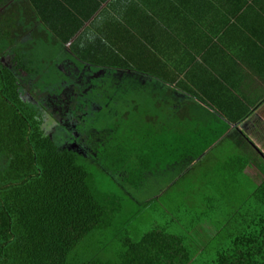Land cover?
I'll use <instances>...</instances> for the list:
<instances>
[{
  "label": "crops",
  "instance_id": "0c3cea01",
  "mask_svg": "<svg viewBox=\"0 0 264 264\" xmlns=\"http://www.w3.org/2000/svg\"><path fill=\"white\" fill-rule=\"evenodd\" d=\"M112 2V66L85 68L135 93L119 124L124 191L205 246L264 184V0Z\"/></svg>",
  "mask_w": 264,
  "mask_h": 264
},
{
  "label": "trees",
  "instance_id": "16d2710c",
  "mask_svg": "<svg viewBox=\"0 0 264 264\" xmlns=\"http://www.w3.org/2000/svg\"><path fill=\"white\" fill-rule=\"evenodd\" d=\"M108 1L0 0V264H264V184L254 201L220 223L216 237L205 246L171 219L165 225L158 222L135 241L127 231L129 224H121L120 210L130 202L139 217L148 205L130 198L120 185L123 195L116 200L118 207L113 206L110 196L95 189L81 162L87 157L100 167L105 163L125 171L120 126L108 134L85 135L95 156L60 144L56 132H48L35 89L23 82L24 75H34L31 66L37 60L29 50L49 36L68 46L71 57L83 64L80 70L88 65L111 68L102 57L100 28ZM128 1L129 6L135 4ZM96 139L102 144L93 142ZM129 170L128 182L137 187L136 167ZM119 229L125 230L121 244L116 242ZM108 231L113 235L108 238L107 233L108 241L89 255V246L83 245L100 242Z\"/></svg>",
  "mask_w": 264,
  "mask_h": 264
},
{
  "label": "rangeland",
  "instance_id": "374dc122",
  "mask_svg": "<svg viewBox=\"0 0 264 264\" xmlns=\"http://www.w3.org/2000/svg\"><path fill=\"white\" fill-rule=\"evenodd\" d=\"M43 42V41H42ZM38 43L36 47H33L32 50H29L30 56L32 54L35 56L36 59L35 62L32 63L31 68L34 70V75L31 76V85L33 86V89L38 91H52L54 87H58L60 85L61 80L63 79V76L61 75L60 71V64L65 62V58L69 57L70 53L68 52L67 48L62 47L61 45L52 42L48 36L47 41L44 43ZM34 49V50H33ZM32 56V57H34ZM32 57H29L28 60H31ZM38 57V58H37ZM11 56L7 57L5 60L7 63L11 62ZM27 60V61H28ZM67 60V59H66ZM111 73H108L106 75V81L104 82L102 87L96 88L95 92L91 93L89 95L90 101H95L96 104H98V107L100 108L97 110L96 108H91L89 106L88 114L85 116V120L81 122L80 130L84 131L83 135H86L88 137V134L92 133L94 135L106 132L109 129H114L116 126H119L121 121V113L122 108L126 105L128 102V99L135 96V93H133L131 88H126L127 85L120 83L119 80H111L110 75ZM29 79V78H28ZM123 85V86H122ZM28 88V87H27ZM125 90H128L125 92ZM134 90V89H133ZM117 116H114L116 115ZM46 115V128L48 132H53L54 129H52V124L50 123V119L47 113ZM88 133V134H87ZM66 133L63 132V130H59L56 132V140L59 141L60 144H62L64 138L66 137ZM97 138V136H96ZM87 143L88 141L92 142L90 138L86 139ZM99 139H96L93 142H99ZM101 143V142H99ZM102 144V143H101ZM97 149V147H95ZM88 154H91L92 156H95V150L92 146L87 147ZM99 148L97 149V151ZM104 154V153H103ZM102 154V155H103ZM86 157V156H85ZM104 157H100V161L103 160ZM94 161V160H93ZM84 166L86 167L87 171L91 174V182L94 185L95 189H97L98 192H100L104 196H110L112 198V205L117 206V201L119 198H122L123 192L120 188V185H125L122 181L123 178L120 174V172L116 171L115 168L110 169L106 167L105 163L102 167L95 164V161L92 162L91 159H88L87 157L85 159H82L81 161ZM109 166V165H108ZM122 183V184H121ZM133 193V191H132ZM126 194L131 198L130 192ZM134 196L135 193H133ZM134 202V201H131ZM124 204V203H123ZM128 204L125 203L124 209H121L120 211H123L124 213H120L121 217L119 218L121 220V224H129L127 231L131 233V238H133L135 241L141 240L144 234L150 232L155 228V220L159 222L161 225H165V218L160 216H153L150 215L147 212L140 213L136 217V214L138 213L137 207H135L133 204L129 202L128 208H126ZM118 207V206H117ZM153 214L154 210H153ZM129 220H132V222H128ZM141 220V222H140ZM120 239H116V242L118 244H121V238L123 237V233L125 230H121ZM112 232H117V228L115 227ZM108 233V235H107ZM109 238L110 233L109 231L105 233L104 239L100 242H94V243H88L84 244V247L89 246V255H95L97 252H99L101 248V244L103 242H106L108 240H105V237ZM113 235V234H112ZM111 235V236H112ZM110 236V237H111ZM113 247V246H112ZM87 250V248H86ZM83 250H81L82 252Z\"/></svg>",
  "mask_w": 264,
  "mask_h": 264
},
{
  "label": "flooded vegetation",
  "instance_id": "af4514ba",
  "mask_svg": "<svg viewBox=\"0 0 264 264\" xmlns=\"http://www.w3.org/2000/svg\"><path fill=\"white\" fill-rule=\"evenodd\" d=\"M69 55L65 58V62L60 64L59 72L63 76L60 85L54 87L52 91L35 90L34 94L40 99L42 109L50 116L53 132L60 129L67 134L62 144L70 149L88 153L86 150L89 146H87L84 131L80 130V126L88 114L89 106L100 109L95 101L89 100V95L95 92L96 88L102 87L103 79L99 78L102 73L92 71L87 67L85 70H80L71 54ZM24 77L26 79L23 82L26 85L29 84L30 90L33 89L30 83L32 82L31 77L29 75H24ZM27 98L33 101L30 94Z\"/></svg>",
  "mask_w": 264,
  "mask_h": 264
}]
</instances>
